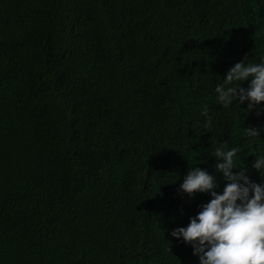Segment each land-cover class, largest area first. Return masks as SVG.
<instances>
[{
    "label": "trees",
    "instance_id": "trees-1",
    "mask_svg": "<svg viewBox=\"0 0 264 264\" xmlns=\"http://www.w3.org/2000/svg\"><path fill=\"white\" fill-rule=\"evenodd\" d=\"M262 55L264 0H0V264H199L178 185L234 145L261 181L264 111L214 88Z\"/></svg>",
    "mask_w": 264,
    "mask_h": 264
},
{
    "label": "clouds",
    "instance_id": "clouds-1",
    "mask_svg": "<svg viewBox=\"0 0 264 264\" xmlns=\"http://www.w3.org/2000/svg\"><path fill=\"white\" fill-rule=\"evenodd\" d=\"M222 77L214 88L215 101L222 107L247 101L246 112L255 109L259 115L264 111L260 104L264 101V55L259 62H246L245 58L234 63ZM243 81H248L247 87L241 85ZM200 115L206 121L211 119L207 107L201 109ZM242 129L245 137H260L264 131L255 127ZM211 151L219 179L194 164L178 185L182 195L207 193L210 199L199 205L186 225L170 229V236L191 245L199 264H264V153H255L251 163L261 177L257 182L246 174L247 164L234 162L240 145L212 147ZM221 179L223 188L217 191ZM185 251L189 253L190 249Z\"/></svg>",
    "mask_w": 264,
    "mask_h": 264
}]
</instances>
